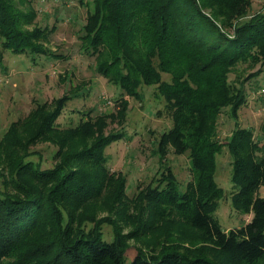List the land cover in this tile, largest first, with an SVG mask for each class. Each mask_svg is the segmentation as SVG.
Masks as SVG:
<instances>
[{"label":"trees","instance_id":"trees-1","mask_svg":"<svg viewBox=\"0 0 264 264\" xmlns=\"http://www.w3.org/2000/svg\"><path fill=\"white\" fill-rule=\"evenodd\" d=\"M93 4L81 28L80 47L94 56L95 70L120 89V108L65 128L68 146L74 137L81 146L65 151L51 167L25 160L26 154L10 160L13 171L7 183L12 191L0 186V264H215L205 255L167 247L135 248L126 263L128 245L114 225L113 237L105 239L100 221L88 229L74 224L72 211L106 189L112 187L107 192L116 200L124 196L123 177L109 172L104 154L106 145L121 133L102 132L106 118L123 117L124 94L140 97L141 83L157 84L173 119L172 127L160 135L157 151L164 152L167 145L177 153L187 151L196 175L195 185L180 191L167 174L161 187L147 188L148 201L171 206L179 220L202 232L228 259L245 264L264 259V197L258 194L264 185V141L253 140L248 128L235 127L224 144L232 157L231 181L237 187L232 203L251 217L230 229H221L213 217L221 193L214 179L215 155L223 145L216 136V119L226 106L235 115L245 99L244 88L228 80L236 64L247 60L264 64V11L237 22L234 36L229 37L223 29L226 19L243 16L244 0H94ZM0 44L15 53L50 54L31 41L17 25L10 5L1 1ZM162 72L170 74L169 81L161 79ZM60 108L56 105L41 115L44 130H54ZM261 132L264 137V121ZM86 137H92L90 144ZM24 175L35 183L22 181ZM0 182L5 184L4 179ZM142 195L140 191L137 196L143 199Z\"/></svg>","mask_w":264,"mask_h":264},{"label":"rangeland","instance_id":"rangeland-1","mask_svg":"<svg viewBox=\"0 0 264 264\" xmlns=\"http://www.w3.org/2000/svg\"><path fill=\"white\" fill-rule=\"evenodd\" d=\"M0 1L10 5L17 25L31 41L50 52L15 53L0 44V181H5L0 186L9 192L12 191V184L7 183L13 171L11 159L26 154L25 160L41 168L58 163L65 151L81 146L76 137L68 146L70 139L65 128L89 116L116 113L120 108V89L95 70L94 56L80 47L81 28L87 21V13L94 9V0ZM244 1L243 16L226 19L228 24L223 29L229 37L234 36L237 22L264 11V0ZM227 5L235 7L231 3ZM161 79L169 81L170 74L162 72ZM228 80L244 88L245 99L235 115L226 106L216 119V136L223 145L215 155L214 179L221 193L213 217L221 229L241 226L251 217L248 210L232 203L237 187L231 181L232 157L224 143L237 126L248 128L253 140L263 143L264 64L240 61ZM156 85L141 83L137 98L124 94L127 104L123 117L112 121L106 118L102 133H121L120 138L106 145L104 154L109 172L123 177L122 200L107 192L110 187L96 200L72 211L74 224L82 223L88 229L100 221L105 239L113 237L114 225L128 245L126 263L134 256L135 248L158 251L167 247L189 255H205L215 264H245L223 256L202 232L179 220L171 206L169 210L148 201L147 188L161 187L162 177L167 174L180 191L187 189V184L196 183L187 151L177 153L171 145L162 153L157 151V141L172 127L173 119ZM59 104L61 108L53 119L54 130H44L41 115L52 112ZM91 140L92 137H86V144ZM20 179L35 183L26 175ZM140 191L143 199L137 196ZM258 194L264 197V185L259 187ZM252 264H264V259Z\"/></svg>","mask_w":264,"mask_h":264}]
</instances>
